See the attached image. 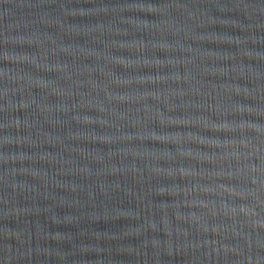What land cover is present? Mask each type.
<instances>
[{
    "label": "water",
    "instance_id": "1",
    "mask_svg": "<svg viewBox=\"0 0 264 264\" xmlns=\"http://www.w3.org/2000/svg\"><path fill=\"white\" fill-rule=\"evenodd\" d=\"M0 264H264V0H0Z\"/></svg>",
    "mask_w": 264,
    "mask_h": 264
}]
</instances>
